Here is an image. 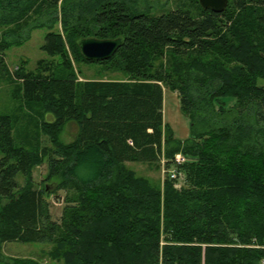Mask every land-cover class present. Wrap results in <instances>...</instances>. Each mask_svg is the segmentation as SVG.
Segmentation results:
<instances>
[{
	"label": "trees",
	"instance_id": "1",
	"mask_svg": "<svg viewBox=\"0 0 264 264\" xmlns=\"http://www.w3.org/2000/svg\"><path fill=\"white\" fill-rule=\"evenodd\" d=\"M143 3L0 0V28H10L0 32V75L4 40L22 30L47 28L41 49L50 57L36 74L17 73L42 117L29 148L14 143L13 119L0 115V245L48 243L62 264H264V0H228L221 13L197 0V15L151 14ZM85 38L122 43L111 58L86 61ZM75 61L125 79L80 82ZM163 88L188 118L184 141L163 122ZM68 121L77 135L64 144ZM175 154L191 161L179 166L181 186L167 177L154 185L126 166L162 155L169 166ZM44 159L45 181L56 178L65 192L59 223L44 188L32 187Z\"/></svg>",
	"mask_w": 264,
	"mask_h": 264
},
{
	"label": "rangeland",
	"instance_id": "2",
	"mask_svg": "<svg viewBox=\"0 0 264 264\" xmlns=\"http://www.w3.org/2000/svg\"><path fill=\"white\" fill-rule=\"evenodd\" d=\"M196 2L197 0H144L143 5L144 7H147L151 14L156 15L177 9H187L190 10L192 14L197 15L198 5ZM6 29L10 28H0V32ZM47 32L48 30L45 27L25 29L20 31L18 34H11L12 36L6 37L3 44V46L7 44L2 52L7 73L0 75V115H8L13 119L12 137L14 139V143L17 146H24L25 148H29V143L32 144L33 137L37 132V123L39 126V121L42 120V117H40L38 112H36V106H33L32 103L29 104L24 100L21 89L19 88L20 80L17 77V73L19 71L18 69H20V73L23 74H36L40 69L38 62L41 60H50V57H48L41 49ZM1 40L2 37L0 33V42ZM209 58L210 57L207 56L203 60L207 61ZM167 59L168 51L165 52V58L162 60L164 68L168 67V63L166 62ZM56 60L58 59L56 58ZM58 61H60V59ZM158 63L159 62H156V65ZM73 66L75 71L78 72L77 78L80 82L100 79H125L122 74H113L107 71L105 72V68L96 63L75 61L73 62ZM47 73L48 72H46V74ZM196 76L197 74L195 72H191L189 78L194 81ZM193 85L194 87L191 93L194 92L196 95V82H193ZM170 95L172 94L169 90H166L165 100H167ZM164 109H166V120L172 124H179L176 126V135L180 137L188 135V118L184 114L181 115L178 109L177 112L175 109V115L181 120V122L174 119L173 112L169 115L168 100L166 101ZM207 118H209L206 121L208 125L213 123L220 124L218 119L211 121L213 119L211 116H207ZM76 135V124L72 121H68L60 133V140L64 144L70 143L76 138ZM40 139V147L50 146L46 136H41ZM1 156L2 155L0 153V158ZM45 159L31 171L32 187L33 189H41V191H43L44 188L45 192L43 194V199L47 203L49 217L53 222L59 223L62 210L65 206V203L63 202L65 192L63 190H55L57 184L59 183L56 178L45 181V177L47 175V162ZM189 162L191 161L189 160ZM126 166L134 171L137 176L149 180V182L154 185L161 186L165 179V176L161 171L160 162L152 164L127 163ZM17 180L20 185H23L24 179L21 174H18ZM51 249L52 245L48 243L23 244L17 241L4 242L0 245V264H27V262H33L36 264H62V262L53 260L50 257Z\"/></svg>",
	"mask_w": 264,
	"mask_h": 264
},
{
	"label": "water",
	"instance_id": "3",
	"mask_svg": "<svg viewBox=\"0 0 264 264\" xmlns=\"http://www.w3.org/2000/svg\"><path fill=\"white\" fill-rule=\"evenodd\" d=\"M202 9H209L214 13L223 12L228 0H198ZM121 39L85 38L78 43L79 52L86 61H104L111 58L121 46Z\"/></svg>",
	"mask_w": 264,
	"mask_h": 264
},
{
	"label": "crops",
	"instance_id": "4",
	"mask_svg": "<svg viewBox=\"0 0 264 264\" xmlns=\"http://www.w3.org/2000/svg\"><path fill=\"white\" fill-rule=\"evenodd\" d=\"M105 78V77H104ZM168 90L167 88H163V100H162V114H163V122L166 126H168L173 135H174V138L175 139H178L180 141H184L186 139L189 138V135H190V131H189V121H188V135H184L182 137L180 136H177L176 135V126L179 125L178 123L177 124H172V123H169L167 120H166V109H164L165 105H166V101L168 100L169 102V109H168V113L169 115L173 112V115H174V119L178 122H181V120L175 115V109H176V112H177V109L179 110L180 114L182 115L183 113L181 112L180 110V103H179V98H178V95L177 93L175 92H172L169 90V92L172 94L168 97L167 100H165V91ZM48 120H51L50 117H48ZM182 130H183V127H182ZM184 132H185V129H184ZM161 159V158H160ZM160 162V161H159ZM127 164V163H126ZM161 165V164H160Z\"/></svg>",
	"mask_w": 264,
	"mask_h": 264
},
{
	"label": "built area",
	"instance_id": "5",
	"mask_svg": "<svg viewBox=\"0 0 264 264\" xmlns=\"http://www.w3.org/2000/svg\"><path fill=\"white\" fill-rule=\"evenodd\" d=\"M189 160V157H186L182 154H175L169 166H166L167 159H165V157L162 155L160 159L162 174H164V176L168 179L176 181L177 186H181V184L184 182V175L179 170V166L187 163Z\"/></svg>",
	"mask_w": 264,
	"mask_h": 264
}]
</instances>
